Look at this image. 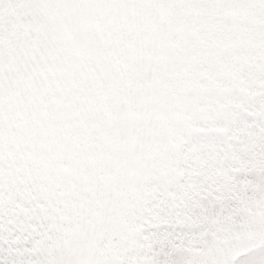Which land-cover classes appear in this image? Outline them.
<instances>
[{
  "label": "snow or ice",
  "instance_id": "obj_1",
  "mask_svg": "<svg viewBox=\"0 0 264 264\" xmlns=\"http://www.w3.org/2000/svg\"><path fill=\"white\" fill-rule=\"evenodd\" d=\"M0 264H264V0H0Z\"/></svg>",
  "mask_w": 264,
  "mask_h": 264
}]
</instances>
